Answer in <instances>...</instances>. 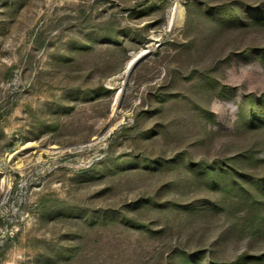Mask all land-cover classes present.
<instances>
[{
  "label": "rangeland",
  "instance_id": "rangeland-1",
  "mask_svg": "<svg viewBox=\"0 0 264 264\" xmlns=\"http://www.w3.org/2000/svg\"><path fill=\"white\" fill-rule=\"evenodd\" d=\"M209 259L264 264V0H0V264Z\"/></svg>",
  "mask_w": 264,
  "mask_h": 264
},
{
  "label": "trees",
  "instance_id": "trees-1",
  "mask_svg": "<svg viewBox=\"0 0 264 264\" xmlns=\"http://www.w3.org/2000/svg\"><path fill=\"white\" fill-rule=\"evenodd\" d=\"M221 14H225L226 16H229V15H231V11H222ZM255 116L258 117V116H259L258 113L255 114ZM259 180H261V179H259ZM261 182H262V181H261ZM259 188L262 189L263 186L260 184V185H259ZM195 258H196V255H194V254L191 255V259H195ZM209 261H210L211 264H215V261H214V260L209 259Z\"/></svg>",
  "mask_w": 264,
  "mask_h": 264
},
{
  "label": "bare ground",
  "instance_id": "bare-ground-1",
  "mask_svg": "<svg viewBox=\"0 0 264 264\" xmlns=\"http://www.w3.org/2000/svg\"><path fill=\"white\" fill-rule=\"evenodd\" d=\"M181 17H182V14L180 13V11H177V13L175 14V17H174V21L179 22Z\"/></svg>",
  "mask_w": 264,
  "mask_h": 264
}]
</instances>
